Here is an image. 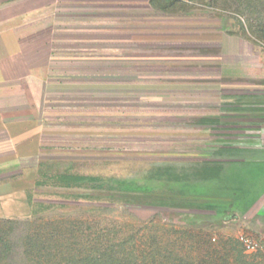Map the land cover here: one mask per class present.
<instances>
[{
	"label": "rangeland",
	"instance_id": "374dc122",
	"mask_svg": "<svg viewBox=\"0 0 264 264\" xmlns=\"http://www.w3.org/2000/svg\"><path fill=\"white\" fill-rule=\"evenodd\" d=\"M150 1L56 0L3 24L50 87L34 169H0V264H264V0ZM143 55H214L222 83L259 94L208 105V81L122 61Z\"/></svg>",
	"mask_w": 264,
	"mask_h": 264
},
{
	"label": "crops",
	"instance_id": "0c3cea01",
	"mask_svg": "<svg viewBox=\"0 0 264 264\" xmlns=\"http://www.w3.org/2000/svg\"><path fill=\"white\" fill-rule=\"evenodd\" d=\"M55 1L56 0L1 1L3 3L0 8V169H9L14 165L19 170L18 177L23 176L26 170L34 169L26 168L22 165L25 160L24 154L26 149L33 148V138L38 134V130H40L41 126L44 124V112H42L38 106L42 103V100L40 102V96L42 94L41 89H48L50 87V81L48 82L49 84H47V81H44V79H41V77L36 74L37 72L35 71L41 68V66L33 64L30 51L25 49L24 43L18 42L17 39L14 40L15 37L13 36V32L7 28L4 29L3 24L14 19L17 20V18L41 8H45ZM139 37L133 34V38H130V40L134 43L138 42L141 44L142 42L144 45L150 41L146 36L140 35ZM145 46L138 48L139 51L141 49H146ZM134 47L127 48L129 51L136 52ZM122 61L127 62V65L130 66V70L134 72L139 71L146 73L151 72L149 69H157L159 71L157 75H160L157 78H163V80L170 81L177 79L183 81L182 83L192 79H203L208 81L211 83L209 87L213 88H209L208 92L194 93V96H196V98H201L205 103L211 106L223 105L225 108H233L236 103H242L244 98L247 100L250 94L255 96L259 94L254 92L250 93V90L247 88L245 89V93V91L242 90L244 88H238V84L232 81L222 83V79L225 78L226 74H218L216 71L217 66L223 61L222 59L215 58L214 55H206L203 59L184 55H143L140 57H128L126 59L125 56H122ZM193 65L197 67L196 69H198V72H192V74L195 73V76L189 74L190 76L186 77V72H191L192 70L189 71V69L195 68ZM147 80L146 82H149L148 78ZM160 81L161 80L156 79L154 83L156 84ZM202 87H204V85H202ZM242 106L243 105H241V107ZM48 124H50V120ZM236 127L239 128V126ZM263 127L262 125L261 128L264 129ZM34 129H37L36 133ZM31 150L32 149H30V151ZM263 151L264 149L261 152ZM30 158H33V161H38L39 155H32ZM255 165L258 169L264 168V159H258ZM16 181H18V179ZM16 181L15 179H11L5 182L3 187H7L9 184H13V182ZM0 187L2 189L1 184ZM0 193H2V190H0Z\"/></svg>",
	"mask_w": 264,
	"mask_h": 264
},
{
	"label": "built area",
	"instance_id": "2783aa9c",
	"mask_svg": "<svg viewBox=\"0 0 264 264\" xmlns=\"http://www.w3.org/2000/svg\"><path fill=\"white\" fill-rule=\"evenodd\" d=\"M239 241L247 251H255L259 247L257 242L253 241L251 238L247 236H241L239 238Z\"/></svg>",
	"mask_w": 264,
	"mask_h": 264
},
{
	"label": "trees",
	"instance_id": "16d2710c",
	"mask_svg": "<svg viewBox=\"0 0 264 264\" xmlns=\"http://www.w3.org/2000/svg\"><path fill=\"white\" fill-rule=\"evenodd\" d=\"M150 4L155 7L159 6V9L161 8L162 10L166 11L169 7L175 6L178 3L171 0H151Z\"/></svg>",
	"mask_w": 264,
	"mask_h": 264
}]
</instances>
